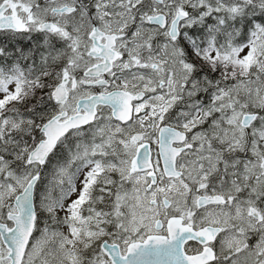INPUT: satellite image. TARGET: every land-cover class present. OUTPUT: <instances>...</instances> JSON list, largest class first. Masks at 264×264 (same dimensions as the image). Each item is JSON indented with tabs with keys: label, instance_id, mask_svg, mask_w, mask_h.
<instances>
[{
	"label": "snow or ice",
	"instance_id": "obj_1",
	"mask_svg": "<svg viewBox=\"0 0 264 264\" xmlns=\"http://www.w3.org/2000/svg\"><path fill=\"white\" fill-rule=\"evenodd\" d=\"M0 264H264V0H0Z\"/></svg>",
	"mask_w": 264,
	"mask_h": 264
}]
</instances>
